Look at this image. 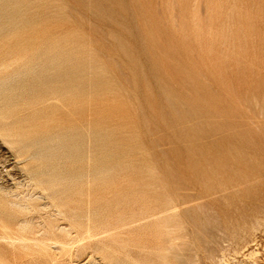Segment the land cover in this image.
Here are the masks:
<instances>
[{
	"label": "rangeland",
	"instance_id": "374dc122",
	"mask_svg": "<svg viewBox=\"0 0 264 264\" xmlns=\"http://www.w3.org/2000/svg\"><path fill=\"white\" fill-rule=\"evenodd\" d=\"M262 209L264 0H0V264H264Z\"/></svg>",
	"mask_w": 264,
	"mask_h": 264
},
{
	"label": "bare ground",
	"instance_id": "6f19581e",
	"mask_svg": "<svg viewBox=\"0 0 264 264\" xmlns=\"http://www.w3.org/2000/svg\"><path fill=\"white\" fill-rule=\"evenodd\" d=\"M196 1V0H195ZM107 6V5H106ZM207 8V6H206ZM194 9V8H193ZM207 10V9H206ZM199 21V20H198ZM135 24V23H134ZM191 24V23H190ZM136 26V25H135ZM200 27V26H199ZM249 137V136H248ZM251 141V140H250ZM251 143V142H250ZM40 144V143H39ZM37 146V145H36ZM250 148V147H249ZM242 181H238L234 178H227L226 180H220L217 183H205L203 185V190L201 192V195L199 196V198H195V199H190L186 202H195L196 201V205L198 206V208L200 210H204L203 212L207 215L208 213H210V211H208L206 209V202L208 201L207 199H209L210 197L213 198L214 200H218L223 206V213H224V218H223V222H219V220L217 218H214V220H216L217 223V228L215 229V234L214 236L218 237L220 240L222 239L221 244L225 243V248L228 246V242H227V237H225L224 235H226V232L229 229L234 228L235 226H237L238 223L244 222L245 220L248 221V219H251L250 221H252V219L258 214L261 213V209H257V210H250V208H248V200L247 198H249V194H247L246 191L241 189V185H242ZM156 193V192H155ZM176 197V196H175ZM168 200V199H167ZM168 202V201H167ZM256 204V203H255ZM254 204V205H255ZM260 204V203H259ZM262 204V203H261ZM263 206V205H262ZM259 207V205H258ZM257 207V208H258ZM250 210V211H249ZM161 212V210H159ZM262 211H264L262 209ZM264 213V212H262ZM261 215V214H260ZM264 216V215H263ZM181 218V217H180ZM263 218V217H262ZM262 220V219H261ZM249 221V222H250ZM187 222V221H186ZM256 222V221H255ZM185 224V223H184ZM259 224V223H258ZM187 226V224H185ZM239 225V224H238ZM246 226V225H245ZM251 226V225H250ZM259 226V225H258ZM257 226V227H258ZM264 227V226H263ZM238 228V227H237ZM236 228V229H237ZM240 228V227H239ZM241 229V228H240ZM211 230V229H210ZM209 230V231H210ZM235 230V228H234ZM233 230V231H234ZM263 231V230H262ZM88 232V231H87ZM179 232V231H178ZM230 232V231H229ZM228 232V233H229ZM237 232V231H236ZM239 232V231H238ZM251 232V231H250ZM255 232V231H254ZM257 232V231H256ZM191 233V232H190ZM227 233V235H228ZM241 233V232H240ZM87 234V233H86ZM234 234V233H233ZM243 234V233H242ZM262 234V233H261ZM208 236V235H207ZM233 236V235H232ZM242 236V235H241ZM248 236V235H247ZM213 237V236H212ZM179 236H171L170 237V241H172L173 239H178ZM235 238V237H234ZM0 239H2L4 242H9V243H14V242H24L25 239L22 236H18L17 234L12 233L11 230H9V228L7 226H2V234L0 236ZM258 240V239H257ZM230 241V240H228ZM236 241V240H235ZM252 241V240H250ZM174 242V241H173ZM242 242V241H241ZM254 241H252L253 243ZM244 243V242H243ZM249 242L247 241V245L248 246ZM251 243V244H252ZM255 243V242H254ZM139 247L140 249H146L147 244L145 241V237L144 234H142L141 239L138 241ZM212 244V243H211ZM216 244V243H215ZM230 244V243H229ZM245 244V243H244ZM194 245V244H193ZM220 245V244H219ZM253 245V244H252ZM251 245V246H252ZM197 246V245H196ZM223 246V245H222ZM240 247V246H239ZM250 247V246H248ZM247 247V249H248ZM221 248V246H220ZM224 248V249H225ZM192 249V248H191ZM237 250V249H236ZM239 250V249H238ZM242 250V249H241ZM188 251V250H187ZM203 251V250H202ZM209 251V250H208ZM235 251V250H233ZM246 251V250H245ZM249 251V250H248ZM207 252V251H206ZM237 252V251H236ZM254 252V251H253ZM238 253L240 254V252H237V254L235 253V255H238ZM244 253V251H243ZM249 253V252H248ZM222 254V253H221ZM234 254V253H233ZM223 255V254H222ZM189 256V255H188ZM187 256V257H188ZM194 256V254H193ZM245 256V255H244ZM243 256V257H244ZM251 256V255H250ZM249 256V257H250ZM186 257V258H187ZM222 257V256H221ZM235 257V256H234ZM242 257V259H243ZM248 257V256H247ZM249 259V258H248ZM145 258H142V261L140 262V264H145ZM181 260V259H180ZM186 261V260H185ZM190 262V261H189ZM194 262V261H193ZM232 262V261H231ZM195 263V262H194ZM183 264V263H182ZM186 264V263H185ZM196 264V263H195ZM214 264V263H213Z\"/></svg>",
	"mask_w": 264,
	"mask_h": 264
}]
</instances>
